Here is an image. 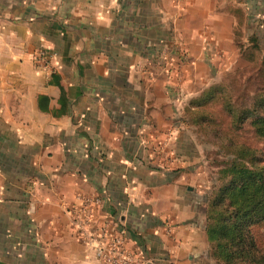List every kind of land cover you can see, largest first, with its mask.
Here are the masks:
<instances>
[{"label":"crops","instance_id":"obj_1","mask_svg":"<svg viewBox=\"0 0 264 264\" xmlns=\"http://www.w3.org/2000/svg\"><path fill=\"white\" fill-rule=\"evenodd\" d=\"M182 7L0 0V264H101L72 226L86 194L101 199L95 222L140 249V264H214L206 196L183 174L179 143L157 156L163 131L134 114L145 98L133 96V54L165 27L205 21L198 6L178 18Z\"/></svg>","mask_w":264,"mask_h":264},{"label":"rangeland","instance_id":"obj_2","mask_svg":"<svg viewBox=\"0 0 264 264\" xmlns=\"http://www.w3.org/2000/svg\"><path fill=\"white\" fill-rule=\"evenodd\" d=\"M181 1L178 18L192 15L198 6L205 21L199 27L192 20L189 26L165 27L162 42L149 44L148 49L140 47L138 53L142 54H133V96L138 101L145 98L144 105L134 106V114L148 118L150 129L163 131L165 138L156 145L157 156L172 153L174 142L179 143L175 154L183 163V174L207 196L221 182L219 169L231 158L224 148L225 138L232 136L252 148L261 147L244 125L238 129L230 126L220 96L198 106L195 102L206 87L220 83L232 89L231 101L237 108L241 99H234L242 91L241 79L257 68L253 59L259 62L264 56V0ZM246 87V92L252 90L251 84ZM155 114L161 118L158 125ZM164 144L167 150L163 154ZM202 205L205 210V202Z\"/></svg>","mask_w":264,"mask_h":264},{"label":"trees","instance_id":"obj_3","mask_svg":"<svg viewBox=\"0 0 264 264\" xmlns=\"http://www.w3.org/2000/svg\"><path fill=\"white\" fill-rule=\"evenodd\" d=\"M253 61L257 68L241 79L242 91L234 99L245 98V103L235 108L232 89L220 83L206 87L195 102L198 106L220 96L230 126L244 125L261 142L256 149L225 138L231 158L219 169L221 182L206 196L204 226L209 256L220 264H264V56Z\"/></svg>","mask_w":264,"mask_h":264},{"label":"built area","instance_id":"obj_4","mask_svg":"<svg viewBox=\"0 0 264 264\" xmlns=\"http://www.w3.org/2000/svg\"><path fill=\"white\" fill-rule=\"evenodd\" d=\"M34 60L46 65L49 59L44 50H37ZM78 201L72 226L94 257L101 264H140L142 257L140 249L127 248L120 234L110 232L105 223L95 222L93 211L100 205V197L94 194L80 195Z\"/></svg>","mask_w":264,"mask_h":264}]
</instances>
